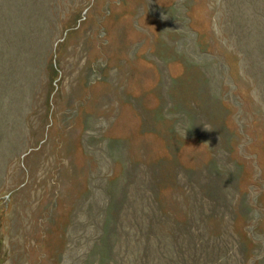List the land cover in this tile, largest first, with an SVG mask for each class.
<instances>
[{
  "label": "rangeland",
  "instance_id": "374dc122",
  "mask_svg": "<svg viewBox=\"0 0 264 264\" xmlns=\"http://www.w3.org/2000/svg\"><path fill=\"white\" fill-rule=\"evenodd\" d=\"M0 264H264V0H0Z\"/></svg>",
  "mask_w": 264,
  "mask_h": 264
}]
</instances>
